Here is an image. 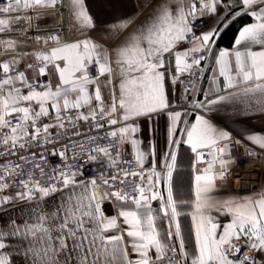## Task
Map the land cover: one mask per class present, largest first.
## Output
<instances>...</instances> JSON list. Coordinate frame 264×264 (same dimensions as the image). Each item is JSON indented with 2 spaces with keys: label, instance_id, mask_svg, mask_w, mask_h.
Here are the masks:
<instances>
[{
  "label": "snow or ice",
  "instance_id": "1",
  "mask_svg": "<svg viewBox=\"0 0 264 264\" xmlns=\"http://www.w3.org/2000/svg\"><path fill=\"white\" fill-rule=\"evenodd\" d=\"M221 2L193 0L187 8L163 5L146 18L135 33L126 37L114 54L90 38L68 40L67 34L63 39L59 34H49L41 41L37 37V43L47 45L51 41L54 46L47 51L31 53L34 61L42 63L43 67L35 68L34 63H29L25 69L34 71L37 78L53 77L56 81L54 85L51 80L44 83L33 80L26 70H20L18 65L28 53L19 58L13 55L10 60L0 62V144L8 154H13L12 150L17 146L24 149L30 147L31 142H39L42 134L47 142L50 128H64L65 119L69 123L75 119L93 122L97 132L106 125L120 124V127L107 131L102 138L120 146L130 143L136 153L135 163L140 168V171L131 172L122 169L109 176L94 174L90 179L81 180L78 177L83 176L84 165L73 170L65 163L62 169L52 170L48 185L41 184L29 173L15 185L19 190L14 195H0V264H165L166 260L167 264H182V261H187L181 224L177 220L180 212L173 198L172 178L177 156L175 152L165 154L164 168L167 171L163 178L168 185L165 200L156 190L161 173L156 170L155 164L147 176L146 186L143 184L147 157L139 149L140 141L133 138L139 128L128 121L141 116L150 117L171 107L165 54L171 55L176 45L193 32L189 17L195 19L197 15L215 14L221 11ZM233 3L241 6V10L234 15L247 14L255 22L239 31L233 50L219 52L215 65L218 76L223 78V88L238 91L229 92L228 96L217 95L215 99L205 97L195 106L211 110L212 106L226 100H239L241 103L247 100L255 101L264 112V0H233ZM58 5L64 6V0H7L6 5L0 6V14L5 16L0 18V33L12 31L11 25L24 19L30 27L32 18L21 13L39 9L38 15L49 16L52 14L50 10H57ZM67 7L78 29H95L85 0H68ZM130 22L121 23L119 27L126 29ZM217 35L219 31L216 29L194 35L191 49L175 53L176 73L195 74L194 66H200L206 56L196 59L194 54L210 52ZM3 43L5 51L15 53V40ZM252 45H260L262 50H253ZM113 55L119 70V95L112 79L116 75V69L112 67ZM90 67L97 68L99 76L108 77L106 84L112 86L108 107L98 86L99 77L90 75ZM177 79L178 76L173 78L171 85H175ZM89 86H93L91 91ZM220 91L217 87L216 92ZM82 108L87 109V114L80 111ZM50 109L55 113L56 123L44 124L41 128L37 121L41 117H50ZM72 112L74 116L63 115ZM180 117L178 111L168 113L170 136L175 133ZM12 120L16 123L13 124ZM75 135L81 133L77 131ZM186 136L185 143L196 154L197 162L204 161V149L212 157L207 167L195 176L192 220L196 248L191 264H264V194L243 201L223 202L214 200L212 196L217 187L216 181L231 175L232 161L225 158L230 154L228 143H224L231 140L229 133L217 129L203 116H197L196 123L186 130ZM247 139L264 149V135H249ZM22 140L27 143H20ZM94 142L97 146L89 151L88 163L101 166L106 158V167L118 166L119 150H110L109 146H99L98 141ZM170 143L175 145L177 141ZM112 151H116L115 157ZM52 155L59 156L62 163L68 159L64 151ZM41 159L46 161L47 158L42 156ZM72 159L78 160L79 157ZM18 168L22 170L21 165L4 166L0 173V193L14 186L7 176ZM34 168L41 176L45 175L40 163H35ZM129 177L133 181L139 178L142 182L137 184L135 195H129L118 187L124 185ZM102 186L106 190H102ZM57 194L58 199L51 203V198ZM155 200L162 202L160 210L174 231L169 230L163 235L158 231L151 206V201ZM105 201L117 202V207L122 209L118 216L106 215L103 210ZM18 202L27 205V211L21 208L20 215L14 217L10 208H15ZM125 205L130 207L125 208ZM214 208L230 214L231 222L221 225L214 221L208 214ZM118 217L123 218L127 228H120ZM173 236L179 241L178 254L177 245L167 243ZM242 238H247L250 251L259 253L258 260L241 253L238 242ZM129 249L136 254V259L130 257ZM238 253L243 256L242 259L237 256Z\"/></svg>",
  "mask_w": 264,
  "mask_h": 264
},
{
  "label": "crops",
  "instance_id": "2",
  "mask_svg": "<svg viewBox=\"0 0 264 264\" xmlns=\"http://www.w3.org/2000/svg\"><path fill=\"white\" fill-rule=\"evenodd\" d=\"M68 4V0H66ZM86 7L89 14L94 19L95 29H83L80 30L76 26V21L73 18L71 12L68 14V21L72 28V33L74 39L79 38H90L94 43L102 44L110 53H115L117 47L121 46V42L125 40L130 34L135 33L145 22L146 18L151 17L152 13L158 10L163 5H168L172 8L175 5H182L187 8V5L182 0H156L151 4V7H145V4L140 0H85ZM226 2H221L219 9L215 14H210L209 19L202 31V33L208 32L210 29H216L219 31V35L216 36L215 42L212 44L211 51L207 52V70L203 82L201 83L200 90L202 92H208L211 94V99H215L217 95L228 96L229 92H236L238 89L225 90L223 88V78L218 76L217 66L215 65V58L218 56L221 50H233L235 47V40L238 38L239 31L255 22L254 19L242 25L237 31L235 38L230 46H218L217 41L223 32V30L233 22L238 16L232 15L228 16L229 9L226 7ZM242 15V14H241ZM240 16V15H239ZM42 18L40 16L33 17V20L39 21ZM227 18V19H226ZM58 19L55 16H51L49 20L43 19L44 24L55 25ZM129 26L126 29H121L119 25L124 22H129ZM15 40L17 42V47L15 53L5 51L4 41ZM54 46V45H53ZM45 48L43 51L49 50L51 47ZM24 47V42L14 36L9 32L0 33V62H6L16 55L19 58L20 50ZM253 50H262L260 45H252ZM188 48L185 45V40L179 42L173 50L171 55L165 54L166 56V67L168 69L166 76L168 78V100L170 101L171 107L162 113H154L150 117H138L134 121H128L129 124H133L139 128V131L134 134L133 138L138 139L140 151L146 154V159L144 162V168L152 167L155 164L156 170L161 173L160 182L156 185V190L161 193V195L167 198V183L164 180V175L167 169L164 168L165 154L175 152L177 156L176 168L173 172L172 187H173V198L177 201L178 211L180 215L177 217L178 222L181 224V235L185 241L186 252L188 253L187 264H191V259L193 258V252L196 248L195 245V226L192 220V213L194 212V186H195V176L200 174V172L207 167L206 162H197L196 154L191 151L190 146L185 143L187 136L186 130L190 129L193 124L196 123L197 116H203L209 121L214 127L221 131H226L229 133L231 140L228 142V153L231 155L237 147L236 137L244 139L252 144L251 141L247 139L249 135H264V112L260 110V106L255 104V101L249 102L245 100L241 103L239 100L232 102L231 100H226L218 105L212 106L211 110L205 108L203 114L197 115H185L180 110L175 109V105L179 101L178 88L175 85H171V73L176 69L175 64V53L187 51ZM33 59V56H24L20 62H27ZM112 67L116 69V75L112 77L113 81L117 85L116 94L119 95L118 83L119 75L118 69L115 64V57L113 55ZM33 80L48 79L51 80L53 85L55 84V79L51 76L46 77H36L35 72L27 73ZM99 77L98 86L102 90V95L104 96L105 106L110 105V93L111 85H107V76H99V72L92 76L93 78ZM93 86H89L90 91ZM220 87L221 91L216 92V88ZM51 110V109H50ZM87 114V109L82 108L80 110ZM178 111L181 113L180 120L176 123V131L171 136L169 135V128L171 127V121L168 119V113ZM118 124L114 126L116 128L120 127ZM175 140L177 143L172 145L170 141ZM130 152L136 156L130 143L124 144ZM257 146V145H256ZM259 147V146H258ZM230 155H226V159ZM264 170V169H263ZM78 179L83 180L81 177ZM155 180V177L153 178ZM147 179L143 181L146 186ZM217 187L212 193L213 199L219 202L229 201V200H248L250 198H258L260 195L264 194V172L262 179V193L257 196H239L232 192L230 186L225 180H217ZM102 190H106L102 186ZM9 191L0 193V195H8ZM59 197L51 198V203H54ZM151 206L154 210V215L156 216V224L158 226V231L163 235L170 229V222L166 217H164L163 212L160 210L162 207V202L160 200L151 201ZM47 207V206H46ZM125 208L130 207V205H125ZM24 208L27 211V205L23 203H17L15 208H10V212L15 217L20 215L19 209ZM103 210L107 216H118V212L122 210L117 207V202L115 201H105L103 203ZM214 221L224 225L231 222V215L226 213L225 210L211 209L208 213ZM118 224L120 228L125 229L127 225L123 223V218L118 217ZM175 237V236H173ZM125 239H129L125 237ZM170 240V239H169ZM167 241V243L169 242ZM129 255L132 259H136V254L131 252L129 249ZM235 259V257H232ZM259 259V253L257 252V260Z\"/></svg>",
  "mask_w": 264,
  "mask_h": 264
},
{
  "label": "built area",
  "instance_id": "3",
  "mask_svg": "<svg viewBox=\"0 0 264 264\" xmlns=\"http://www.w3.org/2000/svg\"><path fill=\"white\" fill-rule=\"evenodd\" d=\"M145 4V7H148L153 3V0H140ZM156 1V0H155ZM189 6L193 0H182ZM7 0H0V6L6 5ZM41 10H28L26 13H21L22 16L31 17V26L29 27L26 19L19 21L18 23H13L11 25L12 31H9L10 34L14 36H18L24 42V47L20 50V55L28 53V55L24 56H32L31 53L37 51H43L45 48L53 46V42L49 41L47 45L41 43H37V37L41 38V41L49 34H59L61 38H65V34H67L68 40H73L74 35L72 33L71 25L68 21L69 9L67 7V2L64 0V6L58 5L57 10H50L51 15L55 16L58 21L55 25H48L43 23V19L48 16L38 15ZM40 16L42 17L39 21L33 20V17ZM210 14H205L203 16L197 15L195 19L189 17V20L192 21L193 32L188 33L185 39V45L189 49L193 47V43L191 41L194 40V35L202 34V31L209 19ZM0 18H5L4 14H0ZM201 56H206L205 59L202 60L200 66H194V73H184L180 75L176 73V69L171 73L172 79L175 77H179L177 79L176 86L178 88L179 101L175 105V109L180 110L185 115H197L203 114L205 108H197L195 105L198 102H203L205 97L211 98V94L208 92H202L200 90L201 83L204 80L206 70H207V53H197L194 54L196 59H199ZM191 56L189 57V62L191 61ZM29 63H34L35 68L43 67L44 65L38 61H34V58L27 62H20L18 67L20 70H26L25 65ZM32 70H26L27 73H33ZM98 73V69L95 67H90V75L95 76ZM49 81L48 79L39 80L40 83H44ZM27 91V89H24ZM50 117H41L40 120L37 121V125L42 128L44 124H53L56 123L54 116L55 113L50 110ZM63 115L74 116L75 113H64ZM12 123L15 124L16 121L12 120ZM64 128L54 127L49 129L50 136L48 137L47 142L44 141L43 135L39 138V142H31V146H26L24 149L17 148L13 149V154H8L0 144V173L3 172V168L5 165L8 167H12L15 165H21L22 170L18 168L15 173H11L7 176V179L10 184L14 185L10 187L7 191L15 194L16 191L19 190L15 185L18 184V181L24 180L26 176L31 173L34 178L39 179L41 184L48 185L50 183L49 177L52 174L53 169H62L65 166L76 170L79 165L83 164V176H80L83 180L90 179L93 175H99L103 173L105 176L113 175L122 169H125L129 172L131 171H140V168L135 163V156L132 152H130L127 148L120 146L116 142H112L108 139H103L107 131H111L112 127L105 126L104 129H101L99 132L96 131L95 125L91 121H83V120H73L72 123H69L67 119L64 120ZM79 131L81 135H75V132ZM2 134V133H0ZM237 147L236 150L228 157L230 161H232L230 166L231 175H229L225 181L230 186V189L233 193L239 196H257L262 193V173L264 169V149H260L258 146L249 143L248 141L236 137ZM94 141H98L99 146H109L111 149H118L120 152V161L118 166L108 168L107 159H105L104 165L98 166L96 163L89 164L88 163V153L92 148L97 146V143ZM20 143H27L22 140ZM64 151L68 157L67 161L62 163V160L57 155H52V153H58ZM204 152V161L208 163L212 160V157L208 154V150H202ZM253 153L249 155L248 153ZM35 153V155H33ZM93 155H97L96 153H92ZM112 155L116 156V151H112ZM23 156L24 159H20ZM46 157V161L42 160L41 157ZM102 157V154H100ZM72 157H79L78 160L72 159ZM35 163H40L44 167V176H41L38 169L34 168ZM151 171V167L144 168L143 175L145 177L144 180L147 179L148 174ZM257 172L258 178L252 179L248 185L245 187L238 186L234 181L235 177L245 173V172ZM142 182L139 178H136L133 181V178L129 177L125 184L118 187L123 188V190L129 195H135V188L137 184H141ZM178 239L176 237H172L168 244L169 245H177V254L179 253L178 249ZM241 246V253L248 254L257 258V252L250 251L248 248L247 238H242L238 242ZM237 256L240 259L243 256L238 253ZM236 258V257H235ZM167 264V260L165 261ZM182 264H187V261H182Z\"/></svg>",
  "mask_w": 264,
  "mask_h": 264
},
{
  "label": "trees",
  "instance_id": "4",
  "mask_svg": "<svg viewBox=\"0 0 264 264\" xmlns=\"http://www.w3.org/2000/svg\"><path fill=\"white\" fill-rule=\"evenodd\" d=\"M223 2H229L230 0H222ZM253 20L252 17H250L247 14H242L238 16L233 22H231L221 33L217 45L218 46H230L235 38V35L239 28Z\"/></svg>",
  "mask_w": 264,
  "mask_h": 264
},
{
  "label": "bare ground",
  "instance_id": "5",
  "mask_svg": "<svg viewBox=\"0 0 264 264\" xmlns=\"http://www.w3.org/2000/svg\"><path fill=\"white\" fill-rule=\"evenodd\" d=\"M264 172V170H263ZM258 178V173L257 172H245L237 177H235L234 181L237 183L238 186L241 187H245L246 185H248V183L252 180V179H256ZM263 179V173H262V178H261V182Z\"/></svg>",
  "mask_w": 264,
  "mask_h": 264
},
{
  "label": "rangeland",
  "instance_id": "6",
  "mask_svg": "<svg viewBox=\"0 0 264 264\" xmlns=\"http://www.w3.org/2000/svg\"><path fill=\"white\" fill-rule=\"evenodd\" d=\"M226 7L229 9L228 16H232V15H234V13L239 12L241 10V6L238 5V4L233 3V0H230L229 2H227V6ZM50 17L51 16L45 17L44 20L45 19L49 20Z\"/></svg>",
  "mask_w": 264,
  "mask_h": 264
}]
</instances>
